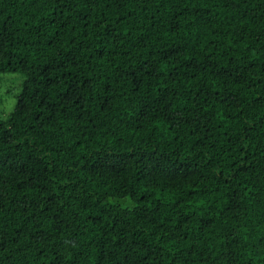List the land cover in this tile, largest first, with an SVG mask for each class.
Masks as SVG:
<instances>
[{
    "label": "trees",
    "instance_id": "1",
    "mask_svg": "<svg viewBox=\"0 0 264 264\" xmlns=\"http://www.w3.org/2000/svg\"><path fill=\"white\" fill-rule=\"evenodd\" d=\"M0 264H264V0H0Z\"/></svg>",
    "mask_w": 264,
    "mask_h": 264
},
{
    "label": "rangeland",
    "instance_id": "2",
    "mask_svg": "<svg viewBox=\"0 0 264 264\" xmlns=\"http://www.w3.org/2000/svg\"><path fill=\"white\" fill-rule=\"evenodd\" d=\"M5 79L11 82L8 78H5ZM13 106H14V102H12V100L6 103L5 115H3L4 118H6L7 114L13 109Z\"/></svg>",
    "mask_w": 264,
    "mask_h": 264
}]
</instances>
